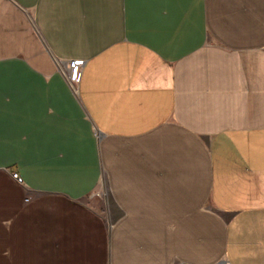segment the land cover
<instances>
[{
    "label": "crops",
    "instance_id": "crops-1",
    "mask_svg": "<svg viewBox=\"0 0 264 264\" xmlns=\"http://www.w3.org/2000/svg\"><path fill=\"white\" fill-rule=\"evenodd\" d=\"M224 261L264 264V0H0V264Z\"/></svg>",
    "mask_w": 264,
    "mask_h": 264
},
{
    "label": "built area",
    "instance_id": "built-area-1",
    "mask_svg": "<svg viewBox=\"0 0 264 264\" xmlns=\"http://www.w3.org/2000/svg\"><path fill=\"white\" fill-rule=\"evenodd\" d=\"M82 61H77V60H72L69 64V71H68V74L66 75L70 84L72 85V87L75 88V85L78 83V80H79V72H80V68L82 66ZM12 178L14 180H17L18 179V175L13 172L11 174ZM28 198H25V201H27ZM222 264H229V263H226V261L222 262Z\"/></svg>",
    "mask_w": 264,
    "mask_h": 264
},
{
    "label": "rangeland",
    "instance_id": "rangeland-1",
    "mask_svg": "<svg viewBox=\"0 0 264 264\" xmlns=\"http://www.w3.org/2000/svg\"><path fill=\"white\" fill-rule=\"evenodd\" d=\"M89 199H99V198H105V194L103 191H99V192H92L89 196H88Z\"/></svg>",
    "mask_w": 264,
    "mask_h": 264
}]
</instances>
